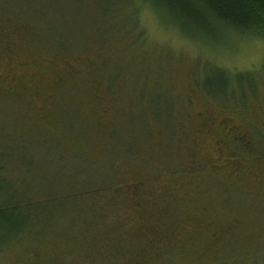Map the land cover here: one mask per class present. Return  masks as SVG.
Masks as SVG:
<instances>
[{"label":"rangeland","instance_id":"obj_1","mask_svg":"<svg viewBox=\"0 0 264 264\" xmlns=\"http://www.w3.org/2000/svg\"><path fill=\"white\" fill-rule=\"evenodd\" d=\"M0 264H264V38L0 0Z\"/></svg>","mask_w":264,"mask_h":264},{"label":"trees","instance_id":"obj_2","mask_svg":"<svg viewBox=\"0 0 264 264\" xmlns=\"http://www.w3.org/2000/svg\"><path fill=\"white\" fill-rule=\"evenodd\" d=\"M152 4L169 18L184 35L194 37H214L219 26L245 34L264 38V0H144ZM216 74L217 85L214 91L203 85L208 94L226 97L234 94V87L241 89L254 87L251 73H237L236 83L228 82L227 74L221 69ZM230 77V76H229ZM244 91V89H243ZM239 91V100L243 102L244 92ZM234 98V97H232ZM234 100V99H233ZM224 103V102H223Z\"/></svg>","mask_w":264,"mask_h":264}]
</instances>
